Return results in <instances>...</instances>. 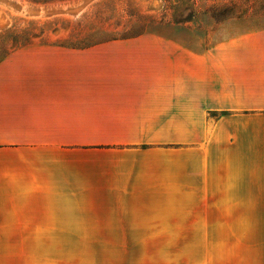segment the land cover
<instances>
[{"label":"crops","instance_id":"crops-1","mask_svg":"<svg viewBox=\"0 0 264 264\" xmlns=\"http://www.w3.org/2000/svg\"><path fill=\"white\" fill-rule=\"evenodd\" d=\"M84 215L170 232L168 264H264V34L0 57V264L47 263Z\"/></svg>","mask_w":264,"mask_h":264},{"label":"rangeland","instance_id":"rangeland-1","mask_svg":"<svg viewBox=\"0 0 264 264\" xmlns=\"http://www.w3.org/2000/svg\"><path fill=\"white\" fill-rule=\"evenodd\" d=\"M236 34H264V0H71L48 5L0 0V57L29 44L96 46L151 35L210 47ZM81 226L70 243L64 240L65 246L61 235L49 232L45 264L170 260L168 247L162 245L170 232L92 230L88 215L82 216Z\"/></svg>","mask_w":264,"mask_h":264},{"label":"trees","instance_id":"trees-1","mask_svg":"<svg viewBox=\"0 0 264 264\" xmlns=\"http://www.w3.org/2000/svg\"><path fill=\"white\" fill-rule=\"evenodd\" d=\"M22 1L33 5H48L53 3H63L71 0H22Z\"/></svg>","mask_w":264,"mask_h":264},{"label":"water","instance_id":"water-1","mask_svg":"<svg viewBox=\"0 0 264 264\" xmlns=\"http://www.w3.org/2000/svg\"><path fill=\"white\" fill-rule=\"evenodd\" d=\"M87 1H89V0H85V2H87Z\"/></svg>","mask_w":264,"mask_h":264}]
</instances>
